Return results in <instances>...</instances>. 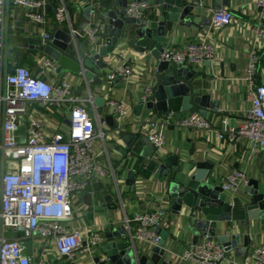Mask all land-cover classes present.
I'll return each instance as SVG.
<instances>
[{
  "label": "built area",
  "instance_id": "built-area-1",
  "mask_svg": "<svg viewBox=\"0 0 264 264\" xmlns=\"http://www.w3.org/2000/svg\"><path fill=\"white\" fill-rule=\"evenodd\" d=\"M8 1L24 9L31 22L48 23L44 12L47 0ZM91 1L94 5L97 0ZM6 2L0 0V264H51L52 245L56 260L74 262L79 253L85 255L95 251L105 241L99 229L72 224L76 197L92 180L115 177L113 169L104 167L96 150L98 139L105 137L100 126L101 114L95 96L76 93L64 73L42 78L30 66L19 64L9 49L6 51ZM196 3L204 4L202 1ZM258 6L264 9V0H259ZM151 7L154 6L146 1L129 0L126 12L130 17L145 19ZM234 19L230 10L220 8L213 10L211 23L214 28L222 29ZM55 21L60 26L70 27L74 41L80 38L96 46L106 40L104 22L75 27L65 0H61L56 10ZM256 33L264 39V31L259 27ZM51 43L52 33L40 29L39 45L45 47ZM215 58V45L202 40L187 42L181 47L167 43L159 59L198 69ZM131 61L127 51L112 54L107 61L106 79L110 83L117 79L127 82L133 74ZM37 62L42 72H58L59 64L44 54ZM258 63V56L250 52L241 80L250 88L251 106L244 112L241 124L216 131L220 139L233 144L246 141L254 151L264 150V84L255 85ZM151 87L150 83L144 85L139 102L151 99ZM106 106L121 124L131 110L126 99H109ZM140 123L147 125V135L159 151L165 150L164 129L169 125L197 131L214 127L209 118L199 112L190 113L181 120L173 114L152 115ZM62 125L67 129H62ZM249 182V175L241 169H233L220 179L229 200L240 196L242 187ZM166 211V206L161 204L156 210H143L128 218L131 241L159 244L161 236L157 229L165 225ZM27 239L44 241L37 249L39 261L35 254L27 253L24 242ZM83 239L87 245H83ZM180 255L188 264H224L227 251L216 237L206 234L196 244L186 246ZM251 264H264V245L254 249Z\"/></svg>",
  "mask_w": 264,
  "mask_h": 264
},
{
  "label": "crops",
  "instance_id": "crops-1",
  "mask_svg": "<svg viewBox=\"0 0 264 264\" xmlns=\"http://www.w3.org/2000/svg\"><path fill=\"white\" fill-rule=\"evenodd\" d=\"M86 1L65 0L67 8L73 17L75 27H82L85 23L94 24L101 21L106 24V38L109 37L106 20L100 19L98 15H92L91 18L87 17ZM189 1L195 4L196 7L194 10L195 16L189 15L188 19H192L196 24L192 26L176 24L167 41L176 47H181L187 42L202 40H208L215 45L216 58L212 63L206 62L196 69L199 74L193 83L196 94L210 95L211 101L218 102L219 109L214 113L210 112V110L207 114L214 126L211 130L197 131L175 125H169L165 128L166 147L165 150H161V153L181 156L180 164L182 165L189 159L194 162L209 161L213 163L211 181L216 184H220V179L233 169L246 171L250 180L264 176V150L254 151L252 145L246 141L243 144L230 143L220 139L216 133L217 130L226 131L233 127L231 124L232 119H234L235 126L238 127L242 122L244 112L251 106L250 88L241 79L244 76L249 54L252 51L258 56L259 61L255 85L264 84V39L256 33L257 27L264 31V9L258 6L259 0H219L222 1L221 4L217 3L218 0ZM196 1H202L204 3L203 6H200V3L197 4ZM224 1L226 2L224 3ZM60 4L61 0H47V5L44 8L48 18L46 25L31 22L26 16L24 9L15 6L11 2L8 4L6 2L5 6L4 20L6 22L8 19L9 21V51L13 53L15 60L19 64L30 66L42 78L56 77L60 73L42 72V67L37 61H39V57L43 55V52L25 47L22 43L39 45L40 29L47 30L53 34L58 25L55 21V13ZM152 5L154 7H151L145 19L150 20L157 12L160 13L162 11L158 5L156 6L154 3ZM220 8H227L235 16L234 22L222 29L214 28L211 23L213 10ZM172 37H175L174 43L171 42ZM86 43L90 49H99L105 43V40L96 46H92L89 42ZM16 47L21 49V53L18 56L14 49ZM80 49L78 40L73 41L69 47V52L77 55ZM119 51H127L132 58L133 74L127 82L118 79L114 83H110L106 79L108 68L102 69L101 77L103 81L101 84L88 80L85 71L80 73L63 72L72 82L76 93L83 96L93 94L95 97L103 95L106 102L109 99H126L131 107L128 117L121 124L118 123V119L116 120V115L107 108L105 102L100 120V126L105 133V137L104 139H98L96 147L98 146L99 148L97 152L104 167L110 171L113 169L115 177L109 180H92L87 189L76 197L77 207L72 224L79 228L92 226L99 229L105 235V241L102 244L104 246L109 242L108 233H112L114 236L119 227H126L127 236H129V228L126 221L128 218L143 210H156L162 204L166 206L167 210L165 225L162 228L170 231V237L166 243V248L170 254L169 258L179 264H188L180 257V254L186 246L193 243V234L186 229L187 224L183 216L174 213L170 206L166 204L167 202L158 198L165 184L159 183L154 176L149 179L138 176L134 186H129L126 183L127 170L124 166L125 164L122 163L125 154L121 152L126 147L117 133L120 129L128 128L134 132L142 131L143 134L147 135V125H140V121L148 116H156L158 114L145 108L141 115H137L134 105L139 102L144 85L149 83L154 85L156 83V75L159 73L156 71L158 64L156 59L148 52L139 53L135 51L127 45L125 40L112 48L106 61L112 54ZM90 110L93 114L92 107H90ZM112 115L114 118H111ZM115 122L118 126H114ZM138 148L142 149L140 146ZM183 172L178 173L177 181H186L183 177ZM100 182H102L104 189L101 188ZM247 187L248 185L242 187L240 196L230 199L236 207L232 211V221L219 224V233H222L223 227L232 228L235 232L246 233V227L241 224L245 219V215L239 207L242 199L247 195ZM87 192L92 193L93 197L111 193L114 200L113 203L116 206L115 209H108L107 205L102 201L90 206L87 202L89 201V197L86 195ZM252 228L259 235L253 237L249 256L251 263L254 249L257 246L264 245V225L260 221H252ZM16 234L21 235L18 232ZM232 234L231 232L230 235ZM83 240L85 241V239ZM118 240H121V238ZM24 242L27 245V253L35 254L36 260L39 261L40 255L37 249L44 244V241L42 239H27ZM137 244L142 251H148L149 254L151 253V246L154 245L148 242H137ZM48 246L51 247L50 244ZM92 252L94 253V251ZM55 254V249L52 245L51 264H82L86 255L79 253L74 262H69L67 260H56ZM230 255L232 258L234 257L232 251H230ZM236 259L238 260V258ZM224 264H229V261L226 260Z\"/></svg>",
  "mask_w": 264,
  "mask_h": 264
},
{
  "label": "water",
  "instance_id": "water-1",
  "mask_svg": "<svg viewBox=\"0 0 264 264\" xmlns=\"http://www.w3.org/2000/svg\"><path fill=\"white\" fill-rule=\"evenodd\" d=\"M154 3L161 7L152 19L134 18L127 15L126 8L129 0H97L94 5L87 0V17L98 15L106 20L110 36L99 49H90L86 41L78 39L79 54L73 55L69 47L74 38L70 27L57 25L52 34V43L48 46L22 43L23 46L37 49L44 55L59 64L58 72L64 71L80 73L85 71L88 80L101 84L102 69L107 68L106 58L113 47L123 40L127 45L139 53L148 52L158 61L156 71V83L152 85V97L146 103L138 102L134 105L137 115H141L146 108L159 116L173 114L177 119H184L189 113L199 112L207 116L208 112L214 113L219 109L218 102L211 101L208 94L197 95L194 79L199 71L183 64H174L160 60V55L170 33L174 31L176 24L180 26H192L196 24L189 15L195 16V4L189 0H138ZM222 1H217L221 4ZM226 1H224L225 3ZM9 1L7 0V4ZM9 21L5 22L6 51L8 45ZM174 43L175 37L171 39ZM8 68L6 66L4 75ZM118 80V79H117ZM98 112L103 113L105 98L103 95L95 97ZM111 118H114L113 115ZM234 127V119L231 121ZM118 126L114 123V126ZM118 137L123 140L125 149L122 163L127 170V185L134 186L138 176L151 178L165 184L158 196L161 201L167 202L172 211L182 215L187 224L186 229L193 234V244L206 234L216 237L227 251L226 260L229 264H251L249 260L253 237L258 232L253 230L252 221H260L264 225V176L251 179L247 187L246 199H242L240 209L244 212L245 219L241 222L246 227V233L235 232L234 229L223 227L219 233L221 223L232 221V211L236 208L234 203L227 198L220 184L211 181V172L214 167L209 161H186L180 164L181 156L165 155L150 141L148 135L142 131L120 129ZM138 146L142 147L139 149ZM195 150V148H194ZM163 154V155H162ZM184 171L186 181H177L179 172ZM96 180V179H95ZM101 188L104 189L102 182ZM88 204L93 206L100 201L104 202L108 209H115L113 196L106 193L100 197H93L87 192ZM93 198H95L93 200ZM98 198V200H96ZM2 232V228L0 229ZM126 227H119L114 236L108 233L109 242L100 246L93 252L87 253L82 264H179L169 258L166 248L170 231L159 227L157 232L161 236L159 244L151 246L150 254L142 251L137 242H132L127 236ZM233 233L230 235V233ZM121 238V240H118ZM118 240V241H117ZM83 245H87L83 242ZM99 250V251H98ZM233 252L234 257L230 255ZM103 253H105L103 255ZM235 258H238V260ZM242 259V260H240ZM73 264V263H55Z\"/></svg>",
  "mask_w": 264,
  "mask_h": 264
},
{
  "label": "rangeland",
  "instance_id": "rangeland-1",
  "mask_svg": "<svg viewBox=\"0 0 264 264\" xmlns=\"http://www.w3.org/2000/svg\"><path fill=\"white\" fill-rule=\"evenodd\" d=\"M62 129L66 130L67 127H66L65 125H62ZM96 150L99 151L98 146L96 147ZM75 207H77L76 204H75ZM78 256H79V254L77 255V257H78ZM51 260H52V256H51Z\"/></svg>",
  "mask_w": 264,
  "mask_h": 264
},
{
  "label": "trees",
  "instance_id": "trees-1",
  "mask_svg": "<svg viewBox=\"0 0 264 264\" xmlns=\"http://www.w3.org/2000/svg\"><path fill=\"white\" fill-rule=\"evenodd\" d=\"M15 49V53H16V55L18 56V54H20L21 53V49L20 48H14ZM38 52V51H37ZM22 65H25V64H22Z\"/></svg>",
  "mask_w": 264,
  "mask_h": 264
}]
</instances>
